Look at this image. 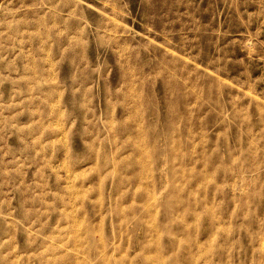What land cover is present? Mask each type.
Here are the masks:
<instances>
[{"label": "rangeland", "instance_id": "rangeland-1", "mask_svg": "<svg viewBox=\"0 0 264 264\" xmlns=\"http://www.w3.org/2000/svg\"><path fill=\"white\" fill-rule=\"evenodd\" d=\"M0 264H264V0L2 1Z\"/></svg>", "mask_w": 264, "mask_h": 264}, {"label": "water", "instance_id": "water-1", "mask_svg": "<svg viewBox=\"0 0 264 264\" xmlns=\"http://www.w3.org/2000/svg\"><path fill=\"white\" fill-rule=\"evenodd\" d=\"M2 1H4V0H0V3H1Z\"/></svg>", "mask_w": 264, "mask_h": 264}]
</instances>
